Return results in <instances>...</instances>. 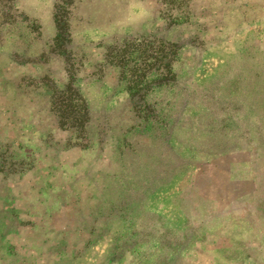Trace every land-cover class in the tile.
I'll return each mask as SVG.
<instances>
[{
  "label": "rangeland",
  "instance_id": "374dc122",
  "mask_svg": "<svg viewBox=\"0 0 264 264\" xmlns=\"http://www.w3.org/2000/svg\"><path fill=\"white\" fill-rule=\"evenodd\" d=\"M142 164L133 244L102 216ZM0 264H264V0H0Z\"/></svg>",
  "mask_w": 264,
  "mask_h": 264
},
{
  "label": "trees",
  "instance_id": "16d2710c",
  "mask_svg": "<svg viewBox=\"0 0 264 264\" xmlns=\"http://www.w3.org/2000/svg\"><path fill=\"white\" fill-rule=\"evenodd\" d=\"M58 20L56 22L57 26V32L53 40V47H57L59 44L64 45L65 39L62 36V32L60 30V26L58 24ZM153 41V40H151ZM156 41V39H154ZM157 42L164 45V47H167L170 50L171 53H168L166 57V66L169 67L164 68V72L166 74H161L158 72V70L153 69L149 70L148 72L145 71L144 67L143 70L140 73H136L139 69L138 67L135 68V64L128 65V62H121L117 61L116 65L121 69L120 75L124 77V79L128 80V90L130 91V98L129 100H132V97L137 94V92H142L143 96H148V93L151 92L150 88L151 86L154 88H160L161 89L164 86L170 85L171 82H173V79L176 77V73L172 72L171 69V62L174 58V53L177 51L176 46L174 43H164L161 40H158ZM129 43H124L123 46H128ZM151 72V73H150ZM148 73L152 76V81L155 82L153 84L149 85V79L147 76ZM65 93L73 94L74 97H65ZM57 98H61V101L64 102V107L59 108V118L63 119L64 122L69 124V127L72 129H79L81 130L85 126V121L89 119L88 111L86 110L85 104L83 99L79 96V93L77 89L73 86L68 87L66 91H62L58 93ZM68 100V101H67ZM74 101V105H69L71 101ZM146 101V100H145ZM149 102V101H148ZM151 103V102H149ZM65 104L67 106H65ZM74 106V107H73ZM72 107V109H71ZM78 110V111H77ZM82 112V113H80ZM129 171V175L132 177L131 180L133 182L130 184L129 182H115L112 180L113 186L112 190L117 194L116 198L114 200H110L109 205L107 207V211L105 216H102V220L107 221L108 218H110L109 223L112 225L114 221L121 218L122 223L120 224V228L117 229V237H126L127 239L133 238V240H129L131 243H140L144 238L141 240L137 239V237H133L134 235L142 234V236L147 234V231H142V228L147 227L149 224L148 221H144V223H137L136 220V211L141 207V205L146 206V201L148 199L153 198L154 196V188L152 186L154 185V181L151 178L149 172L147 171L146 165H140V168L138 170L131 168ZM111 180V179H109ZM168 184V183H167ZM166 184V185H167ZM172 183H169V185ZM175 184V183H174ZM168 186V185H167ZM149 206V205H147ZM141 211V210H140ZM102 213V214H104ZM173 222V221H172ZM174 223L181 224L182 221L178 218H175ZM125 240V238L123 239Z\"/></svg>",
  "mask_w": 264,
  "mask_h": 264
}]
</instances>
